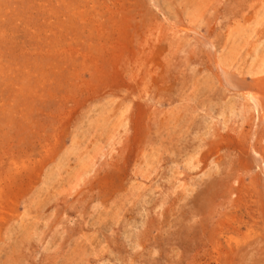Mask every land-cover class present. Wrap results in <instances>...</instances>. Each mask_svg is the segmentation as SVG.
<instances>
[{"label":"rangeland","instance_id":"1","mask_svg":"<svg viewBox=\"0 0 264 264\" xmlns=\"http://www.w3.org/2000/svg\"><path fill=\"white\" fill-rule=\"evenodd\" d=\"M0 264H264V0H0Z\"/></svg>","mask_w":264,"mask_h":264},{"label":"bare ground","instance_id":"2","mask_svg":"<svg viewBox=\"0 0 264 264\" xmlns=\"http://www.w3.org/2000/svg\"><path fill=\"white\" fill-rule=\"evenodd\" d=\"M92 3H93V2H92ZM58 7H59V6H58ZM90 7H91V6H90ZM56 8H57V7H56ZM96 8H97V7H96ZM66 9H67V8H66ZM96 13H97V12H96ZM80 20H81V19H80ZM81 26H82V25H81ZM82 28H83V27H82ZM258 81H259V79H258ZM252 95H253V94H252ZM252 95L249 94L250 97L247 95V97L249 98V100H252V99H255V100H256V99L258 98V97L256 98L257 95H256V96H255V95L252 96ZM258 95H259V94H258ZM245 96H246V95H245ZM247 97H246V98H247ZM250 98H251V99H250ZM252 102H253V101H252ZM254 104H255V103H254ZM255 107H256V106H255ZM256 108H257V107H256ZM259 112H260V111H259ZM262 114H263V113H262ZM259 117H260V116H259ZM257 119H258V118H257ZM259 119H260V118H259ZM219 150H220V149H219ZM255 152H258V151H255ZM258 153H259V152H258ZM217 154H219V153H217ZM261 161H262V160H261ZM259 162H260V160H259Z\"/></svg>","mask_w":264,"mask_h":264}]
</instances>
